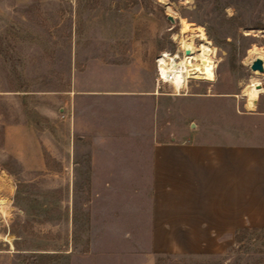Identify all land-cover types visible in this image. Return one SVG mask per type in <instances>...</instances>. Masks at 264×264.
Segmentation results:
<instances>
[{
  "label": "rangeland",
  "instance_id": "obj_1",
  "mask_svg": "<svg viewBox=\"0 0 264 264\" xmlns=\"http://www.w3.org/2000/svg\"><path fill=\"white\" fill-rule=\"evenodd\" d=\"M199 30L216 48L214 82L163 85L155 114L116 92L76 102L91 85H153L159 51ZM257 49L264 0H0V264H264V229L192 245L160 228L154 244L139 162L156 129L169 140L264 113V93L253 108L245 96L264 87Z\"/></svg>",
  "mask_w": 264,
  "mask_h": 264
},
{
  "label": "crops",
  "instance_id": "obj_2",
  "mask_svg": "<svg viewBox=\"0 0 264 264\" xmlns=\"http://www.w3.org/2000/svg\"><path fill=\"white\" fill-rule=\"evenodd\" d=\"M151 83L118 90L91 85L77 91L76 102L82 98L93 104L94 98L116 92L120 100L134 101L143 115L149 100L155 114L161 97L154 79ZM242 118L219 125L190 124L186 135L169 140L159 139L162 129L155 130L153 155L149 161L139 159L151 166L154 244L159 243L160 228H170L172 237L181 234V242L192 245L216 243L243 228L264 229V113L250 112L245 117L250 122ZM180 131L184 129H176ZM183 229L186 234L180 233Z\"/></svg>",
  "mask_w": 264,
  "mask_h": 264
},
{
  "label": "bare ground",
  "instance_id": "obj_3",
  "mask_svg": "<svg viewBox=\"0 0 264 264\" xmlns=\"http://www.w3.org/2000/svg\"><path fill=\"white\" fill-rule=\"evenodd\" d=\"M195 38H198V40L201 42V45L198 47L194 44ZM180 45L183 47V49H185L186 54H189V57H193L196 61L195 64H191L193 66L192 69L195 70H193V72L189 71L187 75H190L195 79L214 82L215 68L217 65L215 63L216 60L214 59V61L213 58H210V56L213 57L212 54H215L216 48L213 47L212 43L207 38L205 31L199 30L194 32L188 39H184L183 41L181 38ZM256 53L258 57H260L264 62V52L260 49H257ZM185 84L186 77H183L182 79L180 78L175 80L172 83V86L177 91H179L180 87L183 88ZM262 93H264V87L258 79H255L245 90V96L247 97L248 106L250 108L254 107L257 97Z\"/></svg>",
  "mask_w": 264,
  "mask_h": 264
},
{
  "label": "built area",
  "instance_id": "obj_4",
  "mask_svg": "<svg viewBox=\"0 0 264 264\" xmlns=\"http://www.w3.org/2000/svg\"><path fill=\"white\" fill-rule=\"evenodd\" d=\"M174 40L176 41V38ZM195 63V59L191 56L189 57V54H186L185 49H183L179 41L177 47L173 50L166 48L160 50L154 60V82L156 88L158 89L163 85L172 86L175 80L182 79L183 77H186V84L190 79H195L187 75L189 71L193 72L195 70L192 69L193 66L191 65Z\"/></svg>",
  "mask_w": 264,
  "mask_h": 264
},
{
  "label": "water",
  "instance_id": "obj_5",
  "mask_svg": "<svg viewBox=\"0 0 264 264\" xmlns=\"http://www.w3.org/2000/svg\"><path fill=\"white\" fill-rule=\"evenodd\" d=\"M250 68L252 70H258V71L262 72L264 70L263 60L260 57L254 58L250 63Z\"/></svg>",
  "mask_w": 264,
  "mask_h": 264
}]
</instances>
